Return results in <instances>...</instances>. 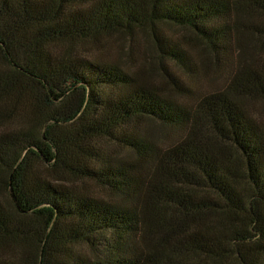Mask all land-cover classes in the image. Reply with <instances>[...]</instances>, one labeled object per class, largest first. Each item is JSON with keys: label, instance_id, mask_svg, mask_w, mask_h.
<instances>
[{"label": "trees", "instance_id": "trees-1", "mask_svg": "<svg viewBox=\"0 0 264 264\" xmlns=\"http://www.w3.org/2000/svg\"><path fill=\"white\" fill-rule=\"evenodd\" d=\"M239 10L264 18V0L240 5L230 0H0V19L12 27V36L0 38L11 69L0 79V93L25 101L38 127V133L19 131L11 141L17 172L41 165L52 180L62 176L119 195L132 189L137 171L156 163L170 217L157 218L153 227L167 252L150 255L143 264H224L230 256L246 264L242 250L259 236L249 235L253 229L246 223L261 221L264 212V65L228 83L225 98L234 114L223 116L224 131H210L183 111L173 113L159 99V90L135 74L76 54L77 43L101 31L130 35L148 27L162 44L161 52L188 68L191 61L182 41L172 45L159 37L158 25L165 24L194 30L217 61L227 62L234 39L228 22ZM241 97L261 102L259 117L236 106ZM142 123H177L183 134L159 153L143 145L147 130ZM103 138L129 149L135 160L107 162L99 172L89 169L88 160L98 159L95 143ZM32 208L46 211L52 220L41 245L53 240L54 221H83L84 230L67 234L62 242L90 246L101 230L140 226L124 211L50 187L37 193Z\"/></svg>", "mask_w": 264, "mask_h": 264}, {"label": "rangeland", "instance_id": "rangeland-1", "mask_svg": "<svg viewBox=\"0 0 264 264\" xmlns=\"http://www.w3.org/2000/svg\"><path fill=\"white\" fill-rule=\"evenodd\" d=\"M230 1L240 5L245 0ZM248 12L234 11L228 22L234 39L232 55L227 62L222 59L217 61L211 46L198 38L194 30L165 24L158 25L159 37H166L172 45L182 41V48L191 61L188 68L172 61L163 53L164 50L161 52V43L148 27L130 35L101 31L77 43L79 50L76 54L86 61L94 60L101 65L117 67L130 76L135 74L140 82L159 90V99L168 103L173 113L183 111L191 119L201 121L210 131L214 127L224 131L226 123L223 116L234 114L228 106L232 103L225 98L228 83L245 76L257 65H264V18ZM11 32L8 22L0 19V38L3 35L12 36ZM3 52L0 42V79L11 71L4 61ZM10 98V95L0 93V264H143L148 256L160 254L165 248L167 252V246L153 227L157 218L160 221L165 216L170 217V210L165 205L167 188L158 186L161 168L156 163L144 165L143 170L137 171L132 189L119 195L93 183L73 181L62 176H54L58 180H52L41 165H35L31 172L19 173L13 166L11 141L19 131L38 133V127L26 102L21 98ZM240 99L235 102L236 106L240 105L254 117L260 116L261 102ZM162 125H144L147 133L143 145L159 153L167 151L183 134L182 127L177 123ZM203 131L199 133L203 134ZM95 144L98 159L88 162L89 169L96 172L106 167L107 162L135 160L129 149L109 139H99ZM16 174L18 177L13 180ZM47 187L56 192L69 193L95 206L124 211L140 222V226L133 230L106 228L96 235L95 246H90L83 241L74 244L62 242L67 234L81 233L84 230L83 221H54L53 240L48 245H41L40 240L46 235L52 220L46 211L33 210L32 206L36 203L37 193ZM260 216L261 221L254 225H250L249 221L246 223L247 229H253L249 230V235H259L242 250L246 264H264V212ZM218 228L222 230V227ZM225 259L224 264H242L236 256Z\"/></svg>", "mask_w": 264, "mask_h": 264}]
</instances>
